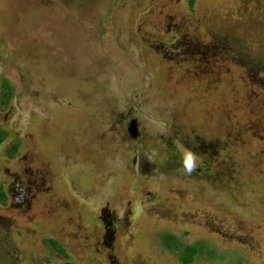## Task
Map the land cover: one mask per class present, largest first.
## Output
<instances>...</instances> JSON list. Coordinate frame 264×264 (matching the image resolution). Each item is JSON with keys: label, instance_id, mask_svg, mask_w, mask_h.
Wrapping results in <instances>:
<instances>
[{"label": "rangeland", "instance_id": "obj_1", "mask_svg": "<svg viewBox=\"0 0 264 264\" xmlns=\"http://www.w3.org/2000/svg\"><path fill=\"white\" fill-rule=\"evenodd\" d=\"M0 128V264H264V0H0Z\"/></svg>", "mask_w": 264, "mask_h": 264}, {"label": "trees", "instance_id": "obj_2", "mask_svg": "<svg viewBox=\"0 0 264 264\" xmlns=\"http://www.w3.org/2000/svg\"><path fill=\"white\" fill-rule=\"evenodd\" d=\"M193 2V0H191ZM160 51H164L166 53V51H169V49L164 48V47H157ZM167 49V50H166ZM167 55H170V58L173 57L174 55L167 53ZM208 56L206 54V57H203L204 59H206ZM205 63L207 64V62L205 61ZM223 72V71H222ZM213 73V72H212ZM216 78L218 79V77L222 76V73H213ZM216 79V80H217ZM221 82H223V80H221ZM2 86H3V91H2V102L3 103H8L11 100V97L14 93V86L12 85V83L10 82L9 79L7 78H3L2 79ZM8 137V133L6 130L1 129L0 128V144L2 142H4ZM19 143H16L11 151H10V156H14L18 149H19ZM226 146H230V144L228 143V141L226 140ZM6 194L3 191V187L0 185V200L2 202H6ZM162 241L164 246L168 249V250H172L174 252L177 253L180 262H182L183 264H192L196 257L198 256V254H201L204 251V247L201 244H185L183 242L180 241V239L172 234V233H165L162 235ZM49 244L52 247V249L59 253L62 256L68 257L70 256L64 246L63 243H61L60 241H58L55 238H50L49 239Z\"/></svg>", "mask_w": 264, "mask_h": 264}, {"label": "flooded vegetation", "instance_id": "obj_3", "mask_svg": "<svg viewBox=\"0 0 264 264\" xmlns=\"http://www.w3.org/2000/svg\"><path fill=\"white\" fill-rule=\"evenodd\" d=\"M167 50V49H166ZM166 53H170V54H172L173 53V51L172 50H170L169 49V51H166ZM2 186V185H1ZM3 187V186H2ZM3 191H4V189H3ZM6 194V193H5ZM6 197H7V195H6ZM7 200H8V197H7V199H6V202L4 203V202H2L1 200H0V202H1V204H3V205H6L7 204Z\"/></svg>", "mask_w": 264, "mask_h": 264}]
</instances>
